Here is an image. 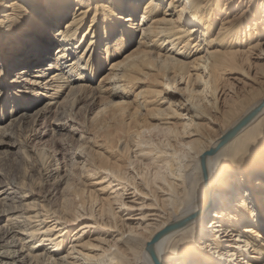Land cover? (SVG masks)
Returning <instances> with one entry per match:
<instances>
[{
	"label": "bare ground",
	"instance_id": "1",
	"mask_svg": "<svg viewBox=\"0 0 264 264\" xmlns=\"http://www.w3.org/2000/svg\"><path fill=\"white\" fill-rule=\"evenodd\" d=\"M5 1L0 0V33L10 30L0 35V107L7 106L0 120L9 116L0 125L5 154L26 147L25 137L51 104L56 105L52 130L77 131L70 125L74 114L66 111L68 97L82 92L83 85H75L82 79L87 80L83 88L90 87L88 80L105 66L101 84L88 89L91 99L123 97L126 88L148 76L152 98L144 124L135 119V135H113L107 155L91 154L104 175L93 186L101 188L76 192L81 206L69 224L89 220L79 232L88 229L85 234L103 238H76L79 232L64 237L62 224L46 225L48 214H41L46 208L36 209L32 198L40 164L25 151L31 171L21 183H0V264H138L139 258L140 264H259L264 258V0ZM8 6L10 14L2 11ZM218 20L221 26L210 38ZM8 70L40 79L52 71L51 93L61 95L40 105L41 89L5 82ZM168 73L179 76L173 83L184 85L177 104L164 98ZM142 103L137 102L135 116L144 110ZM216 126L218 133H209ZM157 129L168 136L167 143L144 145L143 135ZM80 147L74 154L84 153ZM143 161L155 170L151 178L142 172ZM234 176L230 199L223 183Z\"/></svg>",
	"mask_w": 264,
	"mask_h": 264
},
{
	"label": "rangeland",
	"instance_id": "2",
	"mask_svg": "<svg viewBox=\"0 0 264 264\" xmlns=\"http://www.w3.org/2000/svg\"><path fill=\"white\" fill-rule=\"evenodd\" d=\"M12 1L13 0H6L5 2L6 4L8 3L9 5V3H11ZM169 1L170 0H168L166 3H169ZM13 6L14 5H12V9H17L16 6L14 7ZM240 9L242 8H238V10H236L234 13L239 14L241 11ZM2 11H6V12L8 11L7 14L12 13V11L9 10V6L6 9H2ZM140 12H141V9H140ZM1 15H3V13ZM34 17H30L31 24L35 23L33 21ZM175 17L176 16H174V19ZM35 18H37V16ZM66 21L67 20L58 22L59 26L63 27ZM139 23H140V20L138 17V20L136 19V26L139 25ZM220 26H221V21L218 20L214 27V31H213L214 33L212 34L213 36L210 38H213L216 35ZM7 31H10V30H8V28H5L4 30H2V33H0V35H3V33L4 32L6 33ZM30 33L36 34L37 32L32 31ZM6 35L8 36L9 33H6ZM139 36H140L139 32L136 33L134 40L137 41ZM26 37L27 36H25L24 38ZM197 42L199 45L201 41H197ZM197 42L196 41L193 42V45L196 44ZM202 46H199V49H201ZM136 47L137 46L135 45V47L133 48L135 49ZM200 54H205V53L200 52ZM194 57L195 56L190 57L188 61H191ZM115 58L116 57H114V59ZM111 60L112 59H110L108 63H110ZM71 62L72 61H69V63ZM1 65L2 64H0V69L2 68ZM107 67L105 66V68L102 69V71L95 77V79L91 81L88 80L89 84L87 85V87L90 86L91 88L90 87H88L87 89L86 87L83 88V86L86 85V82H87L86 79H82L76 82L75 83L76 86L83 85L79 89V91L82 89L81 90L82 92L81 93L78 92L77 94H74L68 97V106H67L66 111H68L71 114H74L73 116L76 119L74 121L73 120L70 121V125L71 124L74 125V127L77 128V131H75L74 133L70 132L72 130V128L70 127H68L69 128L68 130L66 129L55 130V131L52 130L54 126L51 125L52 123L49 124V122H54V120H56V117H55L56 105L51 104L50 106H48L47 108L43 110L44 117L39 118V120L32 125L31 131L25 137L26 147L14 148L11 151L12 153L10 155H7L4 153V151L7 149L6 147L0 148V169L2 170V173L4 174V175H0V183L2 184L4 183L8 184L9 181L21 183L24 177L26 176L27 170L29 172L31 171L32 165H30V162L27 161V155L25 154V151H29L30 157L33 156L32 158L35 159L38 162V164H40L41 173L40 174L35 173L36 182L33 187V192H34V195L32 197L34 199L33 202L35 203L37 201L35 203L37 205L36 209H39L42 206H43L42 208L44 209L46 208L45 210L43 209L44 211H41L42 212L41 214L42 215L48 214L49 218L45 219V222L46 223L48 222L46 224L47 226H50V225L57 226L61 224L63 225V226H59L58 229H65L64 237H66L67 233L68 234L71 233L72 237L76 236L77 233L79 232L78 229L80 228V226H82L86 222H90L89 220L88 221L83 220L81 222H76L75 225L69 224L71 223V220H72L71 218L75 216V211L77 207L80 208L81 206V203L79 201L80 198L76 196L77 195L76 192L79 189L85 188V187L86 188L88 187L90 189L91 188L92 189L101 188L98 185L93 186V184H96L100 180H102L104 176L100 173L98 167L93 163L92 161L93 159L90 158L92 156L91 154L93 153V151L98 150L100 152H103L104 150L103 153L107 155L105 150L106 148H109V145H110L109 139L112 138L113 135L117 137H122L125 133H130V134L133 133L135 135L136 133L135 131L138 130L136 120L140 118L141 120H143V122L141 121L140 122L144 124V121H145L144 119H146V115L144 114H148V111H149L148 104L152 98V95L149 94V89L151 88L150 86H152L151 76H148L147 78L141 77L140 82L137 81L135 85H130L129 88H126L124 90V92L126 91L125 92L126 94L123 97L110 99L107 95L105 96L96 95L94 99H91L93 95L90 94L88 91L90 89L92 90V89L97 88L96 86L101 84L102 82L101 80L104 77V73L106 72ZM52 73H53L52 71H49V74L46 76L45 79H40V78H34V76H31L34 74H30L29 76L20 77L19 75H17L18 74L17 72H10L8 70V72L7 71L4 72L2 77L4 78L5 82H8V83H13L16 81L20 83V85H24V86L26 85V87H30L31 89L36 88V87L40 88L42 92V96H43L40 102V105H43L44 102L48 100L53 101V103L56 102L55 98L61 95L57 92L55 94L51 93V92H54L55 90V87L53 86V84L48 83L50 81L48 77ZM152 74L158 75L159 71L158 70L152 71L151 75ZM160 76L161 78L163 77L162 74H160ZM235 76L237 75L236 74L227 75L228 78L235 77ZM39 80H41L44 84H37L36 82ZM174 80L178 81L179 76L175 77L174 75H171L168 73L167 76L165 77V83L170 84V86L167 88L165 87L166 92H165L164 98H167L166 100H169L170 102H175L177 104V102L182 101L184 98L183 93L181 92V90L184 89V85H181V83L178 84L177 82L173 83ZM33 90L34 89H32V91ZM139 91L145 92L143 95V98H140V99L136 98V94ZM66 92H64V94L61 96L60 99H63L65 97ZM49 94H52V98L50 99L47 98ZM138 101L143 102L142 104L144 106L143 108L144 110L140 111L141 114H139L138 116H135L134 113H135L136 104ZM114 103L116 105H113ZM146 103L148 104L146 105ZM3 109L6 112L7 106H6V109L5 107L4 108L0 107V111L2 110V113L4 114L5 112L3 111ZM18 112L19 111L15 112V114H17ZM217 116L219 117V115ZM8 121H9V116L8 117L6 116L5 119L0 120V125L6 124ZM152 123L156 124L155 122H152ZM217 128L219 127L216 126L215 129L211 130L209 133L215 132V134H217L218 133ZM167 138L168 136L166 134H164L161 130L157 129V130H154L151 132L148 131L147 133H145L143 135L142 141L146 142V144L144 145L152 144L153 146L158 147V146H162V143L163 145L167 143L166 142L168 141ZM58 141H60L61 143L59 144ZM79 145L82 147H80ZM79 147L81 148V150L84 151V153H82L80 156L74 154L75 151H77V148L79 149ZM85 153L88 155H86ZM116 153H118V151ZM135 163L137 162L135 161ZM141 168L143 169L142 172L145 173L144 175L146 178H151L153 175H155V170L150 166L148 161H143ZM160 172H162V170H160ZM235 179L236 177L234 176L232 177V179L231 178L229 179L230 181L228 180L225 183H223L224 191L226 192L225 194L230 199L235 197V195L232 193L233 188H236V185L233 182V181H236ZM235 183H237V181ZM7 184H4V185H7ZM225 184L227 185V187ZM105 185L106 184H103V186ZM9 187H12V186H9ZM4 188L7 189L8 186ZM22 195L23 194H20L18 195V197H21ZM12 197H15V195H12ZM16 201H20V199L17 198ZM16 205L19 206V203H17ZM90 209H92L91 205L88 206V212H90L89 211ZM69 213L70 215H68ZM43 217L47 218V215ZM65 218L68 221L65 220ZM40 220H42V217L40 218ZM3 224H5V222ZM204 224H205L204 226H206L207 222H204ZM44 225H42L41 227H43ZM86 230L88 231V229ZM86 230L84 231V233L79 232L76 238L77 237H83V238L88 237L85 240H88L90 238L91 241H94L95 239L98 240V239L103 238L101 234L97 232L95 233L90 232V234H85V232H87ZM126 236L127 234L125 235V237ZM47 248H50V247H47ZM66 248L68 247H65L64 251L66 250ZM51 261L52 260H50V262ZM141 262L142 261L139 258L138 264H140ZM258 262L259 264H264V258H261Z\"/></svg>",
	"mask_w": 264,
	"mask_h": 264
},
{
	"label": "water",
	"instance_id": "3",
	"mask_svg": "<svg viewBox=\"0 0 264 264\" xmlns=\"http://www.w3.org/2000/svg\"><path fill=\"white\" fill-rule=\"evenodd\" d=\"M152 252V251H151Z\"/></svg>",
	"mask_w": 264,
	"mask_h": 264
}]
</instances>
